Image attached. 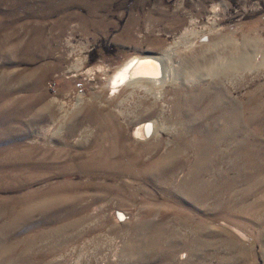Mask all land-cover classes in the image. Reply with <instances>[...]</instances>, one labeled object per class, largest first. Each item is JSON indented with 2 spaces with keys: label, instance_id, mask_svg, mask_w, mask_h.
<instances>
[{
  "label": "rangeland",
  "instance_id": "1",
  "mask_svg": "<svg viewBox=\"0 0 264 264\" xmlns=\"http://www.w3.org/2000/svg\"><path fill=\"white\" fill-rule=\"evenodd\" d=\"M0 264H264V0H0Z\"/></svg>",
  "mask_w": 264,
  "mask_h": 264
},
{
  "label": "water",
  "instance_id": "2",
  "mask_svg": "<svg viewBox=\"0 0 264 264\" xmlns=\"http://www.w3.org/2000/svg\"><path fill=\"white\" fill-rule=\"evenodd\" d=\"M140 62L135 67V72H140L143 77H157L162 70V63L160 58L149 56L139 60Z\"/></svg>",
  "mask_w": 264,
  "mask_h": 264
},
{
  "label": "bare ground",
  "instance_id": "3",
  "mask_svg": "<svg viewBox=\"0 0 264 264\" xmlns=\"http://www.w3.org/2000/svg\"><path fill=\"white\" fill-rule=\"evenodd\" d=\"M135 67H136V62H132L131 60L129 62H126V64L122 68H120L118 72L115 73L113 76L112 80H113L114 87H117L119 84H121V82H125L124 80L126 78H130V76L134 72ZM156 80H158V78ZM148 130L149 129L147 126H144V125L141 126L140 128L141 135H144Z\"/></svg>",
  "mask_w": 264,
  "mask_h": 264
}]
</instances>
